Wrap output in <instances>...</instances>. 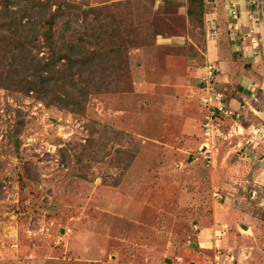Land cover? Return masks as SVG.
Listing matches in <instances>:
<instances>
[{"label":"rangeland","instance_id":"obj_1","mask_svg":"<svg viewBox=\"0 0 264 264\" xmlns=\"http://www.w3.org/2000/svg\"><path fill=\"white\" fill-rule=\"evenodd\" d=\"M225 1L204 0L201 18L188 16L189 0H150L153 16L115 8L148 41L129 48L118 88L90 96L81 114L0 88V264H264V186L251 177L264 116L227 104L264 67L258 36L244 57L252 37L239 48L232 26L222 57L210 55L220 32L205 14L220 6L226 17ZM246 6L264 18V0ZM216 94L245 131L217 110L207 120L202 98Z\"/></svg>","mask_w":264,"mask_h":264},{"label":"trees","instance_id":"obj_2","mask_svg":"<svg viewBox=\"0 0 264 264\" xmlns=\"http://www.w3.org/2000/svg\"><path fill=\"white\" fill-rule=\"evenodd\" d=\"M148 1L80 9L69 0H0V88L83 113L90 96L118 88L129 48L148 41L115 8L153 16ZM204 9V0H189L187 14L201 18Z\"/></svg>","mask_w":264,"mask_h":264},{"label":"crops","instance_id":"obj_3","mask_svg":"<svg viewBox=\"0 0 264 264\" xmlns=\"http://www.w3.org/2000/svg\"><path fill=\"white\" fill-rule=\"evenodd\" d=\"M165 1H167V0H155V4L160 5V4H163ZM170 1L181 2L183 0H170ZM218 1L219 0H217V1L215 0V3L217 4ZM239 3H240V9H239L240 17H239L238 21L236 20V22L231 17V14H229L230 13L229 9L227 10V12L229 11L228 14L230 17L227 16L228 14H226V12H225L226 17L223 15V13H222L223 7H220V6H218L215 9L213 8V11H211L209 13H208V11L206 12V14H205L206 25H209L210 30L216 29L217 32H220V33H216V36L213 37V39L209 38L206 42L207 47L208 48L210 47V49H211V50L209 49L210 55L215 57V58L219 57V56L222 57V53H221L222 49L220 47H224L225 44H218V41L222 40V39H220L222 36L221 32L224 33L226 30H228V29L230 30L231 26L233 27L232 28L233 31H235L234 32L235 36H238V38H237L238 40L235 43L239 45V48H240L241 44H245V45L247 44L246 38L250 37L249 36L250 31L253 30V34L257 35L259 38L258 50H259L260 56L257 59L258 60L260 59L259 61L261 64L263 63V67H264V57H263V59H261L262 56H264V18H261L260 14H257L256 10H254V9L248 10V6H246V5H249L248 2L245 3V1L239 0ZM205 7L208 10L207 3L205 5ZM213 7H214V5H213ZM225 11H226V9H225ZM252 12L254 13L255 17L256 16L258 17L257 22L252 21V18L249 14ZM230 20L233 21L231 24L229 22ZM208 22H209V24H207ZM259 36H261V37H259ZM223 39H224V37H223ZM252 49H253L252 46H250V49L246 48L245 49L246 53L243 54L244 57H246L248 54H250V52H251V54L256 55L255 53H257V52H252L251 51ZM250 76H252V75H250ZM252 78H254L256 82L251 81L250 82L251 84H247L249 81L246 83L244 82V91H243L244 93H242V94L237 93V94H239L238 96H233V93H231L230 94L231 96L229 97L230 101L227 104L232 105L233 107L238 106L236 110L240 111L239 110V104L240 103L236 98H238L239 100L241 99L244 102V104H242V105L244 106L247 104V108H249L251 110V112L254 113L255 116H257L258 112L260 111V116H258V117L263 119V117H262V116H264V113H262L263 107L260 108L259 107L260 105L256 103V101H258L256 96L257 97L260 96L258 98L262 100L261 101L262 103H264V71L260 72V76L259 75L252 76ZM245 85H247L249 87H247ZM248 97L253 98V100H255L254 101L255 103H253L252 105H249L248 102H250L252 99H249ZM222 104H223V102H222ZM227 104H225V105L223 104L224 107L227 108V106H228ZM229 107L230 106H228V109H229ZM232 122H233V124H235V126H238V128H240L241 130L245 131V129H247L241 123H238V121H234L233 117H232ZM263 126H264V123H263ZM261 149L264 150V144L262 145ZM251 171H252L251 177H253L254 183L257 186L258 185L264 186V153L262 156L258 157V159L255 161V164L251 167Z\"/></svg>","mask_w":264,"mask_h":264},{"label":"built area","instance_id":"obj_4","mask_svg":"<svg viewBox=\"0 0 264 264\" xmlns=\"http://www.w3.org/2000/svg\"><path fill=\"white\" fill-rule=\"evenodd\" d=\"M247 1H248L250 6H256L257 3H258V0H247ZM227 3H228V9L230 11L231 17L233 19L239 18L240 17V11H239L240 3H239V0H227ZM249 14H250L253 22L257 21V19L255 18V15H254L253 12L249 13ZM252 34H253V30L250 31V34H249L250 37L249 38H251L253 36ZM256 41H257V39L252 37L250 43H252V47L253 48L257 47L258 43H256ZM207 70L208 71H206L205 75H202L201 81L207 85L206 89L208 91V88H209L210 84L215 80V72H216L217 69H216L215 66H209ZM220 97L221 96L219 94H216V97L213 96V95H208V96L202 98L203 103L209 107V113L210 114H209V116H207V120H210L215 115L216 110L219 111L220 113H223V115L225 117L229 118V117L232 116L234 119L235 118L236 119L240 118L239 114H235L233 112H230L227 109L223 110L224 107L214 104V102L219 100ZM220 100H221V98H220ZM208 126H209V122L205 125V127H208ZM256 136L259 137L258 143H256V144L258 145L260 142H261V144H264V129H255L253 127V141L257 140ZM246 143L247 144H249V143L252 144L253 142L251 140L250 141L247 140ZM253 148H254V146H253Z\"/></svg>","mask_w":264,"mask_h":264}]
</instances>
